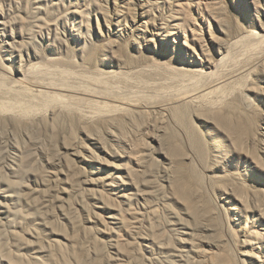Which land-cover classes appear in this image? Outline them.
Here are the masks:
<instances>
[{"label":"bare ground","instance_id":"obj_1","mask_svg":"<svg viewBox=\"0 0 264 264\" xmlns=\"http://www.w3.org/2000/svg\"><path fill=\"white\" fill-rule=\"evenodd\" d=\"M43 1L35 3L36 6L32 13L33 18H36V25L24 24L21 15L23 13L19 11L22 8L20 2L15 1V10L18 15L14 16L10 22L9 14L3 12L0 6V30L5 39L4 52L8 54L9 60L14 56L19 59L18 66L11 68L5 65L3 59L0 58V127L1 131L3 128L6 134H4L5 137L3 136L5 141L0 138V146L3 145L6 148L5 154L12 152L16 161L13 160V166L5 167V170L8 172L7 169H11V172H19L20 165H17V161L19 158L22 160V155L24 156L26 151L23 148L33 132L34 135H36L35 132L37 135L40 132L44 134L50 132L52 135L50 138H56L54 147L51 145L53 147L51 156L59 160L56 165L61 166L63 155L70 151L80 156L82 143L78 142L75 136L76 130L80 135L88 137L91 132H98L103 126L114 127L118 124L119 129L121 125L139 127L136 132L129 131L130 135L127 132L121 135L119 130L120 136L117 135L118 132H115L113 136V131H109L110 141H101L100 151L104 153V156L110 157L113 162H118V169L126 168L128 182L125 184L121 182L117 186L119 187L116 189L115 200L117 202L116 204L107 202V206L115 205L119 212L118 220L122 221L132 242L137 237L138 251L143 257L145 256L143 252L151 246L153 259L159 264H200L202 262L199 258L201 253L217 248L223 242L237 247L238 234L242 232V229L239 231V228L235 229L232 224L234 221L240 223L236 219L237 216L244 218L246 224L249 218L253 220L249 229H243L246 240L259 241L263 244L264 236L255 228V225L258 224L264 228V202L255 207L254 202L257 200L249 187L244 188L245 194L240 192H243L241 186L245 183L244 173L247 172H241L240 168L248 169L252 165L254 169L264 173V123L263 126L260 124L264 120V98L257 96H264V88H255L259 83L264 84V25L259 23L253 28H243L237 21L239 28L235 38L224 39L212 37V25L207 22L206 28L209 35L207 42L212 41L215 46L214 51L220 56L219 61H215L208 55L210 51L207 48L203 49L206 43L203 36L198 35L196 18L188 12L191 9V3L186 0L184 4L177 5V9L172 11V4L164 0L163 4L169 7L168 12L172 14L168 18L175 20L176 23L173 24L172 21V25L168 23L165 28L169 29L173 26V30H179L186 26L190 33V38L185 32L183 33L184 48L179 50L178 55L175 49L176 42H174L173 52L176 55L173 60L178 61L181 55L186 54L176 66H169L172 76L169 75L176 82V86L174 84V87L170 88L171 86L163 85L161 89H154L150 88L151 85H148L149 88L146 85L145 91L131 92L125 89L127 83L130 87V81H132L130 76L142 74L144 69L140 72H133L131 70L133 61L120 51L112 52L110 61L111 67L118 72L104 65L102 68L95 67L86 73L85 70L90 69L87 65H91L92 62L90 57L87 62L81 63L76 61L75 57H67V64L63 66L39 63L33 64L26 71L23 70L21 51L27 45L34 46L35 42L44 36V33L48 38L60 40L61 32H65L69 26H71V31L77 29L80 33L81 27H84L87 32L90 13L86 14L77 10L73 13L70 11L73 6L72 2L61 0L62 17L58 16V19L54 21L46 20L42 18L47 10L43 6ZM158 1L148 0L149 6L145 12H151L152 8L159 11ZM28 4L26 1L25 13L28 12ZM195 5L197 7L203 5L205 12L209 15L213 12L209 2L203 3V0H197ZM57 12L59 15L58 10ZM165 14L161 17L167 21L169 19ZM174 14L181 15V17L176 18ZM138 16L142 17L143 14H138ZM225 19L222 16L217 20L218 24L224 23ZM221 27L222 25L219 26V31L223 33ZM227 34L230 36L228 30ZM18 36L26 40L19 43ZM197 47L203 55L201 58L193 56L197 54ZM0 49H2L1 45ZM161 66L167 67L161 64L157 68L162 69ZM146 72H144L145 75L149 74ZM249 85L253 86L254 90L249 88L244 90ZM156 109L166 113L169 124H176L183 119L190 118L191 112L195 110L197 112V109L198 111L207 109V115L205 113L206 117L208 116L207 119L212 118L213 122L221 121L219 128L224 131L222 132L224 144L214 146L213 151L206 144L205 161L201 163L194 151L200 141L204 142V137L192 126L190 134H183L186 151L183 152L178 143L172 142L169 145L170 155L168 153L163 155L162 174L153 170L152 176H149L148 154L144 152L148 145L142 143L140 132L144 130L150 136H153V133L157 135L166 132L163 118L158 119L162 121L158 123L159 125L152 124L156 127L149 122V119L154 116L157 119ZM141 119L142 122L145 121L143 124L140 123ZM63 126L70 129L69 137L60 134ZM178 130L181 132V126ZM10 132L18 134L19 140L17 138L12 142ZM215 137L220 144L219 136L215 135ZM50 141L52 142L51 139ZM154 142L158 143V140ZM44 150L37 149V153L42 157L46 156L45 160H50L48 158L50 155ZM89 156L101 168V156L90 151ZM124 159L128 161L130 159L132 166L125 167L122 164L125 162ZM48 160L41 162L43 168L47 169L51 165L56 167ZM154 163L158 161L154 159ZM166 163L173 168V174L170 177L169 168L163 166ZM64 165L71 167L68 159L64 161ZM217 170H220L222 175L214 177L218 173ZM67 171L70 170L67 169ZM3 176L7 177L0 173V184H2ZM116 179L121 180V177L117 176ZM111 182L115 184V181ZM225 194L227 205L236 208L234 215H230L228 209L220 203V197ZM101 198L108 200L104 196ZM130 198H135L137 201L135 206L128 204L132 202ZM138 200L142 201L139 203ZM2 204L0 200V205ZM259 207L263 209L260 210ZM195 210L201 213V221L194 218L197 213ZM6 211L7 216H10L9 207ZM90 212L92 213L90 210L86 211L89 216L87 221L91 218ZM124 213L126 217L121 215ZM25 225L26 223L21 220L18 221L17 231L12 233L17 246L33 245L31 240L34 239V235L36 236L35 233H29L28 237L20 234V230L24 229ZM101 225L106 230H114L106 221ZM140 228L142 232L139 231ZM157 228L161 230V234L156 233ZM55 234L54 230H50V236ZM150 236H152L151 240ZM214 236L216 240H211L210 243L204 242V247H200L203 243L200 242L201 238L210 240L209 238ZM39 243L37 241V244ZM39 250L44 251L42 245L39 246ZM232 254L233 260L226 258L222 263L246 264V260L241 259L239 254L235 252ZM8 262L48 264L41 257L31 261L19 255L10 258Z\"/></svg>","mask_w":264,"mask_h":264},{"label":"rangeland","instance_id":"obj_2","mask_svg":"<svg viewBox=\"0 0 264 264\" xmlns=\"http://www.w3.org/2000/svg\"><path fill=\"white\" fill-rule=\"evenodd\" d=\"M15 1L20 2L22 5L19 11L23 13L21 15L24 24L36 25V18H33L32 13L36 6L35 3L41 2L42 0H0V6L3 12L9 14V22L14 16L16 17L18 15L15 10ZM26 1L29 3L27 13L24 11ZM64 1L68 2L69 0ZM70 1L73 5L71 6V12L74 13L77 10L82 13L91 14L87 32L84 27H81L80 33L77 29L71 31V26H69L65 32H61L60 40H55L51 37L48 38L44 33V36L40 37L35 42L34 46L27 45L21 51L24 71L33 64L48 63L63 66L67 64V57H75L76 61L80 63L87 62L90 57L92 62L91 65H87L90 69L85 70L86 73L95 69V67L102 68L104 65H107L108 69L118 72V70L111 67L110 61L111 53L120 51L125 57L133 61L131 69L133 72H140L142 69H144V72L147 71L146 74L149 72L147 75L143 72L144 74L134 75L135 77L133 75L130 76L132 81L128 80L131 84L129 83V87L127 83L125 88L127 91H145L147 87L149 88L148 85H151L150 88L154 89H161L164 86H171L170 88H172L174 84L176 86V82L173 81L171 77L172 74L170 73L171 70H169V66H176L186 54L181 55L178 61H174L173 59L176 55L173 52L174 42H176L175 49L178 55L179 50L184 48L183 33L185 32L189 38L190 33L187 31L186 26H183V28L179 30H173V26L169 29L165 28V25L168 23L172 25L173 20L168 18L172 14L168 12L169 7L163 4L164 0L158 1L160 7L159 11L152 8L153 10L149 13L145 12V9L149 6V4H147L148 0ZM167 1L172 4V11L177 9V5L180 6L186 2V0ZM188 2L191 3V9L188 10V12L196 18L198 35H202L206 43L203 49L207 48L210 51L208 55L214 58L215 61H219L220 56L214 51L215 46L212 41L207 42L209 39L206 28L207 22H210L212 25V37L224 39L235 38L238 32L237 29L239 28L237 27V21L240 22L243 28H253L259 23L264 25V0H203V3L209 2L211 4L213 8L211 15L205 12L203 5L199 7L195 5L197 0H188ZM43 6L47 8L42 17L43 19L54 21L58 19V16L62 17L61 13L63 10L61 0H44ZM57 10L59 11V15ZM141 13L143 16L139 17L138 14ZM163 14H165L166 18L169 20L164 21L161 17ZM174 15L176 18L177 16L181 17V15ZM222 16L226 18L225 22L218 24L217 20L221 19ZM173 24H176L175 20ZM220 25H222L221 29L223 33L219 31ZM227 30L230 36H228ZM171 32H173L172 35H168ZM24 40L26 39H21L20 36L17 37L19 43H23ZM4 41L5 39L0 30V45L2 46V49H0V58L3 59L5 65L11 68L17 67L19 59L17 56H14L9 60L8 54L4 52L3 49ZM189 55L192 56V54ZM193 56H199V58L203 56L200 48L197 47V54H193ZM197 61H199V59ZM161 64L167 67L163 68L161 66L162 69H158L157 67H160ZM136 77L138 79H135ZM145 77L148 78L146 79ZM136 84L139 85L137 86ZM256 87L264 88V84L259 83L255 88ZM248 88L254 90V87L251 85L245 87L244 90ZM257 96L264 98L262 95ZM203 110L204 112H202ZM206 110L207 109H201L198 111L197 109L198 113L195 110L191 112L190 118L186 120L183 119L176 124H169L167 115L163 110H155L157 119L155 116L152 118L150 117L151 119H149V122H152L151 125L155 123L159 125L162 122H160V120L163 118L166 132L157 135L153 133V136H150L149 133L144 132V130L140 132L143 139L142 143L149 146H146L144 150V152L148 154L149 176H152L153 170L158 174H162L163 169L161 164L164 163L163 155L167 153L170 155L169 145L172 142L175 141L181 146L183 152L186 151L187 148L183 144V134H190L192 126L197 133H200L204 137V142L200 141L196 145L194 151L201 163L205 161L206 144L211 151L214 150V146L224 144L222 138V132L224 131L222 128H219V123L221 121L213 122L211 120L212 118L207 119ZM144 122H142L141 119L140 123L143 124ZM263 123L264 120L260 123L261 126H263ZM121 126L120 129L118 128V124L117 126L114 125L116 128L113 126H103V128L101 127L99 129L100 131L91 132L88 137L80 135L76 130L75 136L78 142L82 143L80 149L81 157L74 154L73 151L63 155L64 161L67 159L70 161L71 167L69 168L64 165L62 158L61 166H57L56 164H58L59 160L53 155L51 156L56 138H50L52 136L50 132L45 134L44 132H40L38 135L37 132H35L36 135H34L33 132L31 137L29 135V140L31 142L27 140L26 146L23 148L24 151L26 150L25 154L23 152L24 156L22 155V160L19 158V161H17V165H20L18 173L11 172V169H7L8 172L5 170V167L9 165L13 166L14 155L12 152L10 154H5L6 148L3 147V145L0 146V173L7 175V177H2V184H0V200L3 202V204L0 205V264H13L8 262V260L17 255L21 256L23 259H30L31 261L37 257H41L48 264L158 263L153 259L151 246L143 252L145 255L144 257L139 253L137 237L134 238L135 240L133 239L132 242V238H130L122 221L120 222L118 220L119 212L115 208V205L107 206V202L116 204V189H119L117 186L120 185L121 182L122 184L128 182L127 180L129 177L127 176L126 168L118 169V162H113L110 157L104 156V153L100 151V146L102 145L100 142L103 140L110 141L111 133H109V131H113V136H115V132H118V135L119 130L121 131V135L125 134V132L130 135L129 131L136 132L139 128L129 125ZM180 126L181 132L178 130ZM154 127H156V125ZM122 130H124V132ZM213 130H215V133H213ZM4 132L3 128L1 131L0 127V138L3 139V141H5ZM60 134L69 137L70 129L63 126L60 129ZM215 135L219 136L220 144H218ZM14 136L16 137L14 138ZM17 138L18 134L13 132L10 134L11 141H15ZM17 140H19V138ZM155 140H158V143L154 142ZM51 145H53V147ZM41 148L48 152L51 157L47 155L50 159L47 160L54 163L56 167L51 165V167L47 169L43 168L42 163L47 160H45L46 156L42 157L37 153V149L41 150ZM2 150L4 151L2 152ZM89 151L93 153L96 152L101 156V168L98 163L92 161V158L89 156ZM154 159H156L158 163H154ZM124 161L125 162H122V164H124L125 167L132 166L130 159V163L128 160L124 159ZM14 162L16 161L14 160ZM163 166L169 168L168 174L170 177V175L173 174V168L171 166L169 167L167 163L165 165L163 164ZM230 166L231 165H229V167ZM250 167L251 168H248L249 170L245 167L240 168L241 172L247 171L244 173L246 175L244 177L246 179L245 183L241 187H243V192H246L244 188L249 187L252 189L251 193L257 200L254 202V205L258 207L261 202H264V173L254 169L252 165H250ZM67 169L70 171L68 172ZM217 171L218 173L214 177L222 175L220 170ZM114 172L115 174H113ZM117 176L121 177V180L116 179ZM111 181H115V184ZM240 192L245 194V192ZM101 196L107 197L108 200L102 199ZM226 196L225 194L220 197V203L228 209L230 215H234L236 208L227 205L228 201L225 199ZM130 199H132V202L128 204L135 206V204H137L135 198ZM141 201L142 200H138L139 203ZM7 207L10 208V216H7ZM175 208L177 207L175 206ZM259 209L261 210L263 207H259ZM87 210L92 211V213L90 212L89 214L91 217L89 221H87L89 217L86 214ZM195 211L197 213H195L196 215H194V218L197 219V221H201V213L199 210ZM121 215L123 217L127 216L125 213ZM236 219L239 220L240 223L234 221L232 224L235 226V229L239 228V231L242 229V232L238 234L237 247L227 245V243L223 242L219 244L217 248H211L201 253L199 255V258L202 259L200 264H223L222 262L226 258L233 260L231 256L233 252L239 254L241 259L246 260V264H264V243L260 244L259 241L246 240V236H244L243 229H249L253 220L249 218L246 224L244 218L242 219L237 216ZM20 220L26 223L24 229L20 230V234H23L25 237H28L30 235L29 233L32 232L36 234V236L33 234L34 239L31 240L33 245L28 247L16 245V239L12 233L13 231H17V223ZM105 221L110 227L114 228L113 231L104 229L101 224ZM190 222L195 223L192 220H190ZM261 227L263 226H258V224L255 225V228L264 236V230H262L264 228ZM50 230H54L56 234L50 236ZM141 230L142 228L139 229L140 232L143 231ZM156 230L157 234L162 233L160 229L157 228ZM151 238L152 236H150V240ZM209 239L210 240L201 238L200 242L203 243H201L200 247H204V242L210 243L211 240H216L217 238L214 236ZM37 241L40 242L39 244L42 245L44 251L41 252L39 250L40 245L37 244ZM58 241L59 243H57ZM244 241L245 244H243ZM9 253H11V255H9ZM4 254L7 255V257Z\"/></svg>","mask_w":264,"mask_h":264}]
</instances>
